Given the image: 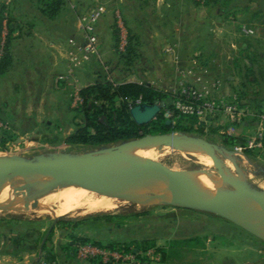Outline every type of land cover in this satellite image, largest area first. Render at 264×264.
Instances as JSON below:
<instances>
[{
    "label": "crops",
    "instance_id": "crops-1",
    "mask_svg": "<svg viewBox=\"0 0 264 264\" xmlns=\"http://www.w3.org/2000/svg\"><path fill=\"white\" fill-rule=\"evenodd\" d=\"M226 3L227 7L222 8L219 4L206 6L198 0H67L65 15L60 20L41 22L26 34L16 31L19 36L11 42V62L0 70V119L20 125L28 132L50 114L57 118L60 116V110L64 111L67 104L66 94L73 89L71 79L76 78L79 89L98 80L95 70L79 68L74 71L76 74L69 73L72 64L69 55L73 50L71 40L75 38L82 45L86 42L80 15L97 8L102 10V15L95 23V35L103 61L114 62L117 67L121 65L115 50L114 11L119 9L127 29L137 37L139 60L154 62V67H150L148 72L151 69L163 72L167 79L165 89L176 79V56L183 66L194 63L207 66L212 77L223 80L225 91L235 93L241 88L243 75L239 72H243L245 67L253 66L257 72H264V0H226ZM243 24L254 28L256 33L243 35ZM168 47H173L174 53L167 51ZM260 108L264 112V108ZM253 109L258 111L256 107ZM219 118L227 122L223 116L214 121ZM256 122V118H247L238 131H247L249 124ZM27 124L34 127L28 128ZM214 124L219 127L222 122ZM172 209L164 214L136 213L125 220L119 217L111 221L91 219L77 226H56L45 248L43 240L32 243L23 237L16 243L20 234L11 231V224L3 220L0 221V264H44L46 261L101 264L97 260H78L71 245L74 237H88L102 246H124L148 240L155 246L147 248L145 253L150 249L157 251L156 248L165 250V256L161 254L160 259L153 255L140 256L141 264H264V260H227L235 252H230L231 249L224 244L220 245L215 235L208 236L198 230L182 234L171 230L170 222L181 217L185 218L184 222L194 221L199 216L196 213L188 215L184 212L188 209ZM159 224H163L161 231L155 228ZM40 230L43 232L44 229ZM250 248L249 245L241 246L236 253L250 255ZM258 256L259 259L264 258Z\"/></svg>",
    "mask_w": 264,
    "mask_h": 264
},
{
    "label": "rangeland",
    "instance_id": "rangeland-1",
    "mask_svg": "<svg viewBox=\"0 0 264 264\" xmlns=\"http://www.w3.org/2000/svg\"><path fill=\"white\" fill-rule=\"evenodd\" d=\"M41 1L42 0H10L8 6L5 5L8 7V19L11 22L12 21L15 22L17 26V30H19V34L20 33L26 34V32L31 30V27L33 26H36L37 28V26H40L41 22L54 23L57 20H60L61 18L64 17L67 3L62 6L61 10L57 13L56 16H54L53 18H49V17H45L42 14ZM0 2H2L3 4V2L5 1L0 0ZM2 4H0V39L2 36L1 33L2 23L4 19V17H2L3 16L2 11L4 8ZM19 34L18 32L15 31L10 36L11 38H8L9 37L8 34L7 40L9 39L12 42V40L17 36H19ZM73 40L77 42V39L74 38ZM70 44L73 48V50H70V52L75 51L77 48L73 46L71 42ZM70 62L72 63L71 60ZM104 62L109 66V69H105L100 60L98 59L94 60L93 58L89 62H86L81 65H76L75 71L79 68H82L84 71L95 70L96 74L98 75L96 77L97 79L104 77L114 83L124 82V81L148 82L156 87L166 88L165 82H167L166 81L167 79L166 77H164L165 75L163 74V72H155L152 69L151 72H148L150 67L151 68L154 67V62H150L146 60H138L133 64H128V62L122 61L120 62L121 63L120 67L115 66L114 62L112 63L107 60ZM72 65L73 64H71V66ZM144 70H147V72H143ZM71 82L72 83L70 86H73L72 87L73 89H69V92L66 94L65 99L67 101V104L65 106L64 111L60 110V116L58 118L53 117L50 114L48 117L44 119V122L42 120V122L39 125H37L36 128L28 132L20 128V125L14 123L8 124L0 119V155L18 154L27 157H33L38 154L53 152V151L83 153L101 147L90 144H83L80 142H75V143L70 142V139H72L77 134L78 130L80 128H83L84 126L83 118L80 115H78L75 111L78 108V106H76V104L74 103L75 93L76 91L80 90L79 89L80 87H78V81H76V78L71 79ZM262 88L264 89V85L263 86L254 85L252 86V88L249 87V89L252 91L251 98H258V99L264 98V90H262ZM12 105H13V100H12ZM12 113L13 111L11 112V114ZM12 120L13 119H11V121ZM217 121L222 122V124L219 125V127L220 126L227 127L226 124L227 122L224 121V119L219 118V120L217 119L214 122ZM48 122H50V124ZM214 122L208 123L206 126H204V131L200 130L202 125L196 124L194 130L185 133L192 136L205 138L209 141L215 142L220 146H224L229 150H231L232 153L225 154V156L224 153L218 152V154L225 163L226 162L232 163L233 169L236 173L241 172V174L245 176L246 169L248 168L253 169L255 177L253 176V178L249 180L250 185H254L258 188H263L261 184L264 182V156L263 155L258 157L248 156L245 153V149L239 150L236 149L237 145L224 144L223 137L225 136L227 138V135L219 134L220 136H214L213 134L210 133V131L213 130L214 127H217V125H215L216 123L214 124ZM29 126L30 125L27 124L26 127L28 128L34 127L33 125H31L30 127ZM258 127H259V120L256 123L253 124L250 123L247 131L250 133H254L257 131ZM170 131H172V129H169L167 132ZM88 133L93 134V130L89 129ZM238 138H240L242 141L244 140V137H238ZM119 142L122 141L111 142L108 145L116 144ZM155 149L157 150L156 152L157 155H159V163L169 168L175 170H188V169L199 168L197 157H195L192 154L193 152L184 153L178 150L177 148H173L166 145L156 147L154 148V150ZM212 170L215 171V173L217 172L216 168ZM31 176L32 175L29 174L20 177L24 179ZM8 191L9 190L1 191L0 199L3 200V198H5L4 195H6ZM41 193L33 194V196L27 198L26 201L23 199L20 200V202L18 201L16 203L5 204L8 201L3 203L5 205L3 207H0V221L4 220L8 224H11L10 230L15 231L17 234H20V236L21 234H25L28 231H30L31 234H34V232L39 231L40 228H43L44 229L43 232H46L51 222L53 221L54 216L50 214L46 215L44 213L40 215H35L33 212L31 213V211H28L26 209L27 207H30V205H32L37 199H40L43 196H47L51 193H54V191L41 192ZM118 199H120L119 206H117L114 209H111V211L105 210V211L88 212L85 210V211H79L72 215L66 214L63 219L76 220L97 214H101V215L113 214L119 217L120 219L125 220V219H129L130 216L132 217L136 213L157 212L158 214H164L163 212L166 213L169 210L170 211L173 210L172 207H176L172 205H163V204H155V203L135 204V203H131L126 199H121L119 197ZM19 203L22 205H20ZM184 212H187L188 215L196 213L199 216H196L194 221L187 220L184 222L185 218L182 219V217L181 219L175 222L172 221L170 222L171 230L174 229L178 230L180 234H182L183 232H190V231L194 232V230H198V231H202L203 234H207L208 236L215 235L216 237H218L220 245L224 244L229 249H231L230 252L233 251L235 252L227 260H231V258L234 261L249 260L252 262L257 260L258 261L264 260V258L259 259L258 256V255L264 256V241L256 237L252 233L213 213L200 211V210L192 211L189 209L188 211H184ZM162 225L159 224L155 228L161 231L163 230ZM164 226L166 225L164 224ZM165 231H167L166 227H165ZM32 238L33 236H31L28 240L32 241ZM247 245H249L251 247L250 250H252L251 251L252 253L250 255H248L247 253L245 254L236 253L239 250V247L247 246ZM259 250H261L262 252H257ZM220 259L222 260L224 259V257Z\"/></svg>",
    "mask_w": 264,
    "mask_h": 264
},
{
    "label": "water",
    "instance_id": "water-1",
    "mask_svg": "<svg viewBox=\"0 0 264 264\" xmlns=\"http://www.w3.org/2000/svg\"><path fill=\"white\" fill-rule=\"evenodd\" d=\"M166 106L165 100L142 101L133 105L130 113L138 124H148L157 118ZM167 123L171 121L168 119ZM145 145H166L177 149L190 145L202 148L210 153L218 173L254 206L249 208L230 203L220 193H217L213 199L203 193L192 194L190 191L192 188L199 187L203 190V187L188 172H201L200 168L175 170L161 163H151L124 153L128 149ZM217 152L232 153L228 148L205 138L173 130L162 133H142L139 137L116 144L102 145L100 148L83 153L53 151L33 157L18 154L1 155L0 188L18 176L29 174L45 177L47 182L44 189L57 185L91 187L98 183H107L113 196L126 199L131 203L172 205L213 213L264 241V234L261 233L264 224V190L240 180L225 170L220 164ZM160 180L170 183L169 190L176 193L178 197L169 200L152 192L139 195L125 193L126 189L140 181L159 185ZM64 217L65 215L54 217L43 238L42 246L50 237L57 222Z\"/></svg>",
    "mask_w": 264,
    "mask_h": 264
},
{
    "label": "trees",
    "instance_id": "trees-1",
    "mask_svg": "<svg viewBox=\"0 0 264 264\" xmlns=\"http://www.w3.org/2000/svg\"><path fill=\"white\" fill-rule=\"evenodd\" d=\"M219 1L220 0H204L202 4L206 6L210 4H219L222 8L227 7L226 0L222 1V3H219ZM41 3L42 14L45 17L53 18L61 10L62 6L67 3V0H42ZM3 7L2 17H4L5 9L7 8L8 10L7 6L3 5ZM8 29L10 32L8 38H11L10 36L15 31H17V26L15 22H11L9 19ZM117 36L118 31L116 29L115 50L117 49ZM137 41L136 35L132 33L131 30H128V46L126 50L124 52L116 50L119 56V62L125 61L128 62V64H133L139 60L141 55L139 53ZM10 46L11 41L8 39L4 47L3 56L0 60V70L3 69V67L8 66L11 62ZM239 73L243 75V82L241 88L234 92L238 95L240 104L249 105L252 108L256 107L258 109V113H264L260 108H264V98L263 100L251 98L252 91L249 89V87L252 88L254 85H264V72H257L253 66H249L245 67V70L243 69V72ZM79 93L83 98V104L75 111L83 118L84 126L78 130L77 134L72 139H70V142L72 143L80 142L83 144L102 146L111 142L139 137L142 133L167 132L169 129H172V131L176 130L189 132L194 130V127L198 122L196 114L185 113L176 108L174 104L176 97L171 92L167 91L165 88L156 87L148 82L124 81L114 83L103 77L99 78L94 84L81 88ZM138 99L148 102L165 100L167 102V106L157 116V118L153 119L148 124L141 125L133 119L130 113V108L132 107L131 103L137 101ZM165 109L170 110L173 114L172 118L169 119L171 121L169 124L167 123L168 118H166L164 114ZM204 126L205 125L201 126V131H204ZM89 129L93 130V134L88 133ZM218 129L219 127H214L210 133L214 136H220ZM241 141L242 140L238 137H223V143L226 145H239L243 143ZM243 145H246V142H244ZM245 153L248 156H264V140L262 148H246ZM116 217L117 216L113 214H97L76 220L61 219L57 222L56 226H77L91 219H106L111 221ZM27 233H25L26 235H19L15 242L17 243L21 241L23 237L29 239L31 236H33L31 242L33 243L36 241L38 243L40 240H43L46 234V232H42L41 230L34 232V234H31L30 231ZM71 242V245L74 246V249L77 242H91L94 244H99L88 237H74ZM154 246L155 244L148 240L135 241L134 243L124 245L127 250H130L131 247L135 248L136 250H146L147 248ZM108 247L116 248L119 246L112 244ZM156 249L162 254V257L165 256V250L163 248ZM48 254L51 258L53 257L51 252H48Z\"/></svg>",
    "mask_w": 264,
    "mask_h": 264
},
{
    "label": "built area",
    "instance_id": "built-area-1",
    "mask_svg": "<svg viewBox=\"0 0 264 264\" xmlns=\"http://www.w3.org/2000/svg\"><path fill=\"white\" fill-rule=\"evenodd\" d=\"M0 2L2 5L9 4L10 0H3ZM203 3L204 0H198ZM115 14V27L118 31L117 49L124 52L128 46V29L125 25L124 17L119 9L114 11ZM102 10L97 8L91 13L81 15L80 21L82 29L85 33L86 42L81 45L78 42L71 40L73 46L77 49L70 52V60L72 66L69 69V73L72 75L75 71L76 65H81L86 62L98 59L101 61L105 69H109V66L105 64L100 58L98 50V39L95 35V23L101 17ZM2 36L0 39V60L3 56L5 44L7 42V36L9 34L8 29V10L4 11V19L2 23ZM241 33L243 35H254L255 29L243 24L241 26ZM167 51L174 53L173 47H168ZM176 79L173 83L169 84L167 91L171 92L176 100L174 104L176 108L185 112L196 114L198 118V125H207L216 119L218 116L226 118L230 124L227 127L220 126L218 129L219 134L227 135L228 137H244L241 142H246L236 146V149L242 150L246 148H262L264 140V113H258L254 111L249 105H241L239 97L236 93H229L224 90V82L221 78L211 76V72L207 66H202L198 63H194L191 66H183L180 64L177 57L174 56ZM142 102L138 99L131 103V106ZM74 103L76 106L83 104V98L79 91L75 93ZM165 116L171 119L173 114L170 110L165 109ZM247 118H256L259 120V127L256 132L250 133L248 131L239 132L238 127L242 125ZM76 258L80 261L97 260L102 264H118L134 261L138 264L142 263V257L140 256H156L161 258L159 251L148 250H136L131 247L127 250L124 246L111 248L108 246H102L91 242H77L75 244ZM44 264H56L53 261H46Z\"/></svg>",
    "mask_w": 264,
    "mask_h": 264
},
{
    "label": "bare ground",
    "instance_id": "bare-ground-1",
    "mask_svg": "<svg viewBox=\"0 0 264 264\" xmlns=\"http://www.w3.org/2000/svg\"><path fill=\"white\" fill-rule=\"evenodd\" d=\"M160 147L157 145H145L140 147H135L126 150L124 153L128 156L139 158L151 163L159 164V155H157V150L154 148ZM181 152H193L192 154L197 157L199 168L201 172H188V174L198 180L203 187H194L190 191L194 195H200L201 193L206 194L210 199H213L215 195L220 193L227 201L233 204L243 205L245 207L251 208L254 206L250 203L240 192L232 186L227 180H225L219 173L218 170L215 173L212 169L216 166L209 152L203 150L202 148L186 145L185 147L179 148ZM206 153V154H204ZM217 157L220 161L222 167L225 170L232 173L234 176L242 181H247L253 178L254 171L251 168L246 169L245 176L240 173H236L233 169L231 162H224L218 152ZM1 156V155H0ZM225 156V154H224ZM161 158V157H160ZM229 158V156H228ZM231 159V158H230ZM213 161V162H212ZM240 161V160H239ZM215 167V168H214ZM217 169V168H216ZM231 170V171H230ZM235 172V173H234ZM255 177V176H254ZM47 179L43 176L32 175L22 179L20 176L14 178L10 183L0 188V192L3 190H9L5 198L0 199V205L3 203L10 204L20 202V200H25L35 193L41 192H53L47 196H43L37 199L30 207L26 209L33 212L35 215L50 214L52 216L74 214L79 211H105L116 208L120 204V199L113 196L109 190L107 183H98L91 187H81V186H66L57 185L51 188H45L44 185ZM159 185L152 184L148 181H140L137 184L126 189V194L139 195L144 192H152V194L162 195L166 199L177 198L176 193H172L169 190L171 186L170 183L166 181H161ZM250 184V183H249ZM264 190V182L261 184ZM7 187V188H6ZM42 194V193H41ZM29 201V200H28ZM128 203V202H127ZM3 204L0 207H3ZM20 204V203H19ZM22 205V204H20ZM24 205V204H23ZM7 206V205H6ZM23 207V206H22ZM8 208V207H7ZM5 209V208H4ZM3 209V210H4ZM14 209V208H13ZM261 233L264 234V224L262 226Z\"/></svg>",
    "mask_w": 264,
    "mask_h": 264
}]
</instances>
